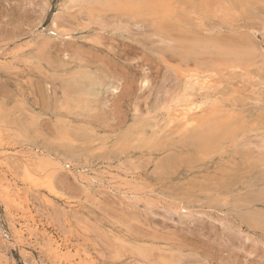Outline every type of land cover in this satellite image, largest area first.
Returning a JSON list of instances; mask_svg holds the SVG:
<instances>
[{"label":"rangeland","instance_id":"374dc122","mask_svg":"<svg viewBox=\"0 0 264 264\" xmlns=\"http://www.w3.org/2000/svg\"><path fill=\"white\" fill-rule=\"evenodd\" d=\"M197 1L0 0V264H264L262 60L219 76L214 141L164 111L203 69L174 45L241 42L264 0L208 33Z\"/></svg>","mask_w":264,"mask_h":264},{"label":"bare ground","instance_id":"6f19581e","mask_svg":"<svg viewBox=\"0 0 264 264\" xmlns=\"http://www.w3.org/2000/svg\"><path fill=\"white\" fill-rule=\"evenodd\" d=\"M102 1L103 5L105 7H113L115 6V1L116 0H100ZM125 1V0H124ZM177 1V0H176ZM259 1V0H258ZM97 2V1H96ZM95 2V3H96ZM131 2V1H130ZM182 2V1H181ZM185 2V1H184ZM192 2V1H191ZM224 2V1H223ZM235 3L229 2V3H219V2H213V1H208V0H199L196 3L192 4L190 6V10L188 11V8L185 9L184 15L186 17H190L188 21L194 20L198 24H200L204 28V32L208 33V30H210L213 27H219V26H212L211 24L212 21L219 19L221 24H229L230 19L233 18V16L237 15V13H242L247 15L248 18L254 19V14L252 13L254 6L259 4H255L256 2L253 3V0H237ZM180 3V2H179ZM187 3V2H186ZM94 4V3H93ZM132 4V3H131ZM162 4V3H160ZM255 4V5H254ZM155 6V5H154ZM127 8V7H126ZM144 8V7H143ZM158 8V7H157ZM90 10V9H89ZM145 11V10H144ZM256 12V11H255ZM93 13V12H92ZM91 13V14H92ZM122 13V12H121ZM132 13V12H131ZM138 13V12H137ZM153 13V12H152ZM170 13H177L176 9H171ZM95 14V13H93ZM103 14V13H101ZM125 14V12H124ZM133 14V13H132ZM156 14V12H155ZM163 14V13H161ZM97 15V14H95ZM105 15V14H104ZM129 15V13H128ZM131 15V14H130ZM129 15V16H130ZM139 15V14H138ZM133 16V15H132ZM141 16V15H140ZM139 16V17H140ZM151 16V15H150ZM167 16V15H166ZM262 16V15H261ZM161 16H159L160 18ZM194 17V19L192 18ZM92 18V17H91ZM100 18V17H99ZM162 18V17H161ZM191 19V20H190ZM237 19V17H236ZM264 22V17L262 18ZM164 20V19H163ZM167 20V19H166ZM169 21V19H168ZM256 21V20H254ZM258 21V20H257ZM243 23V22H242ZM208 24L212 27H208ZM199 25V26H200ZM243 25V24H242ZM254 25V24H253ZM251 26L249 30V34L246 35L247 37L245 40L237 43L234 41V38L232 40V36L230 40L224 42L218 40V39H213L210 38L209 36H203V35H196L193 38L192 42H182L178 47H172L177 48L178 51H182L183 55L185 56V59H191L194 58V60L202 62L203 69L202 70H190L186 72L183 67L186 64L184 63L183 66H181L180 70H182L184 75H182L180 70H178V73L176 74H181V90L175 93L176 95L174 97L170 96L169 102L165 103L167 104L166 108L164 111H166V115L168 117L172 116L173 119L176 120V122H179L182 126L183 130H190L191 127H196L197 129H200L199 133H196V137L200 139L201 141H212L214 133L223 131L225 128L229 127L231 124L232 127L235 128L237 125V122L235 123L233 115H231L228 111L229 114H227L226 111L223 110V108H219L215 106L216 99H214V95L212 97V91L215 92V89L221 81H219L218 78L223 76V73L231 72L230 70H237L240 71V69H245L247 70L248 67L253 68V66L257 63L255 61L258 59V57L262 60V64L264 65V50L261 47V44L257 41V38L259 37L258 33L263 32L264 30V25L263 26ZM174 26V25H173ZM208 27V28H207ZM222 29V26H220ZM249 28V27H248ZM217 29V31L220 30ZM238 29V27H237ZM195 30V29H194ZM213 30V29H212ZM211 30V31H212ZM224 28L222 29L223 33ZM226 30V29H225ZM242 30V28H240ZM247 30V29H246ZM55 31V30H54ZM190 30H187L189 32ZM193 31V30H192ZM197 31V30H196ZM239 31V30H238ZM200 32V31H199ZM210 32V31H209ZM214 32V31H213ZM228 32V31H227ZM235 32V31H234ZM50 33V32H49ZM52 33V32H51ZM192 33V32H191ZM212 32H210L211 34ZM218 33V32H217ZM256 33L258 34L256 38ZM264 33V32H263ZM56 34V33H54ZM167 34V33H166ZM227 35V34H226ZM245 35V33H244ZM264 35V34H263ZM53 36V34H52ZM168 36V34H167ZM225 35H223L224 38ZM262 36V35H261ZM163 37V36H162ZM212 37V36H211ZM221 37V36H219ZM161 38V36L159 37ZM262 38V37H260ZM264 38V37H263ZM221 39V38H220ZM226 39V37L224 38ZM161 40V39H160ZM164 39L161 40V42ZM222 40V39H221ZM259 40V39H258ZM169 43V40H168ZM167 43V44H168ZM163 44V42H162ZM171 45V43H170ZM263 45V43H262ZM168 45H166L167 47ZM169 47V46H168ZM171 48V47H170ZM176 54V53H175ZM180 55V54H179ZM181 56V55H180ZM164 59V58H162ZM175 59V58H173ZM184 59V58H183ZM161 60V59H160ZM167 60V59H166ZM193 60V59H192ZM259 60V59H258ZM163 61V60H161ZM177 61V60H176ZM167 63V61H165ZM164 62V64H166ZM260 62V61H259ZM182 63V62H181ZM194 63V62H192ZM168 65V63L166 64ZM170 65V64H169ZM258 65V64H257ZM188 68V66H186ZM247 67V68H246ZM258 67V66H257ZM263 67V66H262ZM167 68V67H166ZM194 68V67H193ZM169 69V68H168ZM250 69V70H251ZM225 71V72H224ZM177 72V70H176ZM234 72V71H233ZM264 72V71H263ZM262 71H258L257 74H262ZM240 73V72H239ZM249 73V72H248ZM227 74V73H226ZM264 74V73H263ZM239 75V74H238ZM176 76V75H175ZM220 76V77H219ZM240 76V75H239ZM253 76V75H252ZM177 79H179V76H176ZM225 77V76H224ZM227 77V76H226ZM245 77V76H244ZM249 77V76H248ZM237 78V77H236ZM232 79V78H231ZM239 79V78H237ZM258 79V77H257ZM180 80V79H179ZM232 79L231 81H235ZM241 80V79H239ZM230 81V80H229ZM228 81V82H229ZM230 81V82H231ZM237 81V80H236ZM243 81V80H241ZM229 82V83H230ZM89 83V82H88ZM180 83V82H179ZM227 83V82H224ZM229 83H227L229 85ZM241 83V82H240ZM248 83V81H247ZM250 83V82H249ZM252 83V82H251ZM223 84V83H222ZM226 84V85H227ZM231 84V83H230ZM235 84V83H234ZM254 84V83H253ZM90 85V84H89ZM238 85V84H235ZM240 85V84H239ZM238 85V86H239ZM246 84L242 87L244 90ZM252 85V84H251ZM91 86V85H90ZM94 86V85H93ZM92 86V87H93ZM232 86V85H231ZM242 86V85H241ZM88 87V86H87ZM91 87V88H92ZM247 87V86H246ZM257 87V86H256ZM219 88V87H218ZM224 88V87H223ZM239 88V87H238ZM264 88V87H261ZM89 89V87H88ZM246 89V88H245ZM254 89V88H252ZM90 90V89H89ZM88 90V93L91 91ZM219 90V89H218ZM221 90V89H220ZM224 90V89H223ZM249 90V89H248ZM262 90V89H261ZM93 91V90H92ZM226 91V90H225ZM229 91V90H228ZM238 91V90H237ZM252 91V90H251ZM250 91V93H251ZM254 91V90H253ZM259 91V90H258ZM256 91V92H258ZM86 92V91H85ZM172 92V91H171ZM227 92V91H226ZM235 92V91H234ZM244 92V91H243ZM255 92V91H254ZM252 92V93H254ZM261 92V91H260ZM216 93V92H215ZM214 93V94H215ZM220 93H223L220 92ZM219 93V94H220ZM262 93V92H261ZM174 94V93H173ZM225 93L222 94L224 96ZM235 94V93H234ZM239 94V93H238ZM260 94V93H259ZM227 95V94H226ZM230 95V94H229ZM251 95V94H250ZM264 95V94H263ZM228 96V95H227ZM254 96V95H253ZM256 96V94H255ZM261 95H257V97H260ZM220 96H217V98ZM226 97V96H225ZM236 97V96H235ZM242 99L241 96H238ZM264 97V96H262ZM250 98V96H249ZM255 98V97H254ZM218 99V100H219ZM244 99V98H243ZM252 99V98H251ZM230 100V99H228ZM250 101L249 99H247ZM254 100V99H253ZM256 100V99H255ZM164 101V100H163ZM225 101V100H223ZM240 101V100H239ZM258 101V100H257ZM255 101V102H257ZM229 102V101H228ZM254 102V101H253ZM252 102V103H253ZM226 103V102H225ZM217 104V103H216ZM221 104V103H220ZM231 104V103H230ZM226 105V104H225ZM228 105V104H227ZM238 106V105H237ZM263 106V105H262ZM234 109V107H233ZM240 109V108H239ZM238 110V109H237ZM239 111V110H238ZM234 112V111H233ZM161 113V112H160ZM232 113V112H231ZM240 113V112H239ZM162 114H164L162 112ZM235 114V113H234ZM242 113L241 115H243ZM237 115L238 112H237ZM163 116V115H161ZM166 116V117H167ZM165 117V115H164ZM161 120V118H158ZM167 119V118H166ZM172 119L173 123L174 120ZM156 120V119H155ZM163 120V118H162ZM169 120V119H168ZM147 121V120H146ZM243 121V120H242ZM157 122V121H156ZM166 122V121H165ZM169 121L167 122V124ZM172 123V122H171ZM166 124V123H165ZM170 125V124H169ZM143 126V125H142ZM141 126V127H142ZM165 126V125H164ZM180 127V126H179ZM147 128V127H146ZM157 128V127H156ZM161 129V128H160ZM166 129V128H165ZM169 129V128H168ZM159 131V130H158ZM160 133V132H159ZM158 135V133H157ZM132 138V137H131ZM152 138V137H151ZM220 139V138H218ZM214 141V140H213ZM213 142H211L212 144ZM214 145L216 143H213ZM212 147V146H211ZM210 148V147H209ZM205 149V147H204ZM207 150V149H206ZM211 150V149H210ZM26 158V157H25ZM29 159L26 161L28 162ZM28 164V163H27ZM224 204V203H223ZM252 217V216H251ZM263 223V222H260Z\"/></svg>","mask_w":264,"mask_h":264}]
</instances>
